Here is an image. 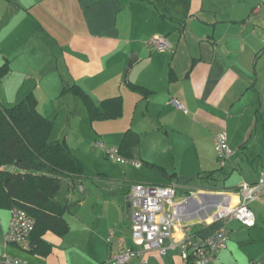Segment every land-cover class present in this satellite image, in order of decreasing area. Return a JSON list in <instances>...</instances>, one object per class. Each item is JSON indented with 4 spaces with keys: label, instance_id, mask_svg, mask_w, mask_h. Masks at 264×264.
<instances>
[{
    "label": "crops",
    "instance_id": "1",
    "mask_svg": "<svg viewBox=\"0 0 264 264\" xmlns=\"http://www.w3.org/2000/svg\"><path fill=\"white\" fill-rule=\"evenodd\" d=\"M261 3L0 0V64L7 69L9 86L11 83V91L2 88L1 96L8 101L6 106H11L34 93L38 110L46 118L49 108L43 106L42 94L51 95L61 86L79 85L96 103L121 96L122 116L106 119L115 134L111 147L167 177V171L150 162L151 155L141 148L145 137L157 133L168 141L162 158L171 151L187 171L195 170L181 173L177 181L172 173L163 185H175L179 194L231 193L237 200L243 182H256L264 175ZM158 35L168 37L172 49H150L147 41ZM134 52L138 59L126 73ZM130 84L143 86L150 94L144 96ZM220 131L228 133L230 145L236 149L224 166L218 161L214 142ZM128 133L130 140L123 145ZM199 178L209 180L211 186L189 190L188 183ZM134 183L140 182L116 193L104 190L101 205L95 202L85 211L81 207L86 200L77 199V206L68 212L74 221L69 231L62 236L46 231L44 241L31 250L6 243L11 209L0 208V255L8 253L28 264H111L120 239L126 247L134 246L128 200ZM83 184L79 186L85 192ZM74 192L68 194L72 201ZM251 208L255 225L232 219L227 247L210 264H250L253 260L264 264V198L253 202ZM191 222L192 234L197 237L209 235L218 225H204L199 219ZM111 232L114 236L109 239ZM147 258L149 264L182 262L179 250L165 256L150 251Z\"/></svg>",
    "mask_w": 264,
    "mask_h": 264
},
{
    "label": "built area",
    "instance_id": "2",
    "mask_svg": "<svg viewBox=\"0 0 264 264\" xmlns=\"http://www.w3.org/2000/svg\"><path fill=\"white\" fill-rule=\"evenodd\" d=\"M261 6L264 8V0ZM146 44L157 51L173 47L168 37L162 35L151 37ZM174 103L188 112L177 100ZM214 142L218 161L224 166L236 154V149L230 145L226 131L217 132ZM103 151L108 158L117 162L138 168L143 164L140 160L122 157L117 147H103ZM238 195V199L234 200L231 193L194 191L179 194L175 185L132 184L128 200L134 246L126 247L124 240L120 239L117 251L111 256L109 263L149 264L147 253L150 251H157L165 256L171 250H179L181 264H210L227 247L228 225L232 219H238L249 227L255 225L256 218L251 204L264 198V175L256 182H243ZM193 219H199V223L204 225H218L209 235L197 237L192 234ZM34 227V218L25 210L11 208L9 229L5 233L6 243L31 250ZM113 236L111 232L109 239ZM0 264L28 263L23 258L3 253L0 255ZM250 264H263V261L253 260Z\"/></svg>",
    "mask_w": 264,
    "mask_h": 264
},
{
    "label": "trees",
    "instance_id": "3",
    "mask_svg": "<svg viewBox=\"0 0 264 264\" xmlns=\"http://www.w3.org/2000/svg\"><path fill=\"white\" fill-rule=\"evenodd\" d=\"M2 71L7 72L5 66ZM130 86L144 96L150 94L143 86ZM64 90L82 97L93 121L123 114L121 96L96 103L79 85L65 86ZM51 128L52 121L38 110L34 93L11 106L0 102V208L18 207L34 218L31 236L34 247L44 241L42 235L46 231L62 236L70 229L65 215L79 201L70 200L68 194L61 197L63 179H68L72 192L88 177L82 161L65 141H47ZM129 140L128 133L123 145ZM119 153L123 155L120 149Z\"/></svg>",
    "mask_w": 264,
    "mask_h": 264
},
{
    "label": "rangeland",
    "instance_id": "4",
    "mask_svg": "<svg viewBox=\"0 0 264 264\" xmlns=\"http://www.w3.org/2000/svg\"><path fill=\"white\" fill-rule=\"evenodd\" d=\"M2 68L3 65L0 64V100L4 105H7L9 104L8 101L1 96L4 93L2 88L5 92H10L11 83L9 86L7 73L3 72ZM15 78L11 77V79ZM5 82L8 84L4 85ZM42 103L45 108H49L47 112L48 119L52 121V128L47 141H65L71 151L82 161L88 174L82 186L86 191L84 192L79 186L71 194L75 201L77 199L86 200L85 205L81 207L82 211L90 209L95 202L101 205L100 194L104 190H107L108 193H116L119 190H126L128 185L133 182L163 185L166 183L165 180H170L169 175L172 173L175 174L174 177L177 181L181 173L195 171L192 169L187 171L182 162L173 159L171 151H167L165 153L167 156L162 158L161 156L166 152L164 147L168 145V141L157 133L145 137L141 148L143 152L149 156L151 155L150 162L163 167L167 171V177L157 168H149L145 165L136 168L131 164L114 161L108 158L103 151V147L113 146L111 142L115 138L110 121L91 120L87 106L81 96L71 91L68 92L61 86L51 95L42 94ZM58 110H60L59 113L56 112ZM122 157L129 158L124 155ZM135 160L140 159L135 158ZM63 183L61 197L71 192L67 178L63 179ZM188 184L190 185L189 190L211 186L209 180L201 178L192 180ZM111 196L117 197L114 194H111ZM72 218V214L68 213L69 224L71 222L73 225Z\"/></svg>",
    "mask_w": 264,
    "mask_h": 264
},
{
    "label": "water",
    "instance_id": "5",
    "mask_svg": "<svg viewBox=\"0 0 264 264\" xmlns=\"http://www.w3.org/2000/svg\"><path fill=\"white\" fill-rule=\"evenodd\" d=\"M138 59V54L137 53H132L129 57V61L126 67V73L129 72L130 68L132 67V65L137 61Z\"/></svg>",
    "mask_w": 264,
    "mask_h": 264
}]
</instances>
